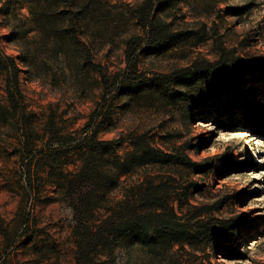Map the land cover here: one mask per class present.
I'll use <instances>...</instances> for the list:
<instances>
[{
    "label": "rangeland",
    "instance_id": "obj_1",
    "mask_svg": "<svg viewBox=\"0 0 264 264\" xmlns=\"http://www.w3.org/2000/svg\"><path fill=\"white\" fill-rule=\"evenodd\" d=\"M111 1L124 12L136 2ZM180 8L184 20L179 26L196 37L163 56H139L144 77L121 84L120 98L113 103L112 115L98 139L115 141L116 156L125 159L134 150L130 138L143 135L153 147L201 163L204 173L183 166L151 167L145 173L167 183L175 208H198L201 219H211L215 227L218 221L229 219L248 225L225 233L228 241L223 246L237 248L235 259L214 241L204 251L174 247L172 260L178 264H264V72L247 73L233 65L237 57L264 63V0H184ZM16 13L27 16V9L18 2ZM8 34L0 26V46L17 58L16 49L6 42ZM100 55L112 72L125 68L117 38ZM220 55L232 62L211 75L199 73L195 84L180 91L183 94L176 96L175 103L145 105L129 94L140 80L172 78V70L187 69L194 60L217 68ZM19 85L40 137L30 142L28 148L34 144V152L49 144L51 135L43 130L48 117L53 118L59 135L81 137L99 100L98 90L89 98L76 99L24 74L19 75ZM153 88L150 91L157 92ZM29 154L22 150L15 128L0 124V264H74V224L70 209L58 201L54 182L58 173L51 179L45 160ZM67 158L74 162L63 169L75 171L79 155L71 152ZM142 174L136 171L121 181L135 183ZM109 197L119 200L122 195L116 190ZM116 254L118 264H151L147 254L137 249ZM169 259L157 264H167Z\"/></svg>",
    "mask_w": 264,
    "mask_h": 264
},
{
    "label": "trees",
    "instance_id": "obj_2",
    "mask_svg": "<svg viewBox=\"0 0 264 264\" xmlns=\"http://www.w3.org/2000/svg\"><path fill=\"white\" fill-rule=\"evenodd\" d=\"M183 1L136 0L129 12H124L111 0H0V26L6 27V42L18 52L15 58L0 46V124L15 128L22 150L45 160L51 179L58 173L54 181L58 201L70 209L74 224V264H118L116 251L132 249L146 253L151 264L168 258L167 264H178L171 258L174 247H179L177 251H185V247L204 251L214 241L220 242L222 252L232 259L239 255L237 248L223 246L228 241L225 233L248 225L229 219L218 221L215 227L211 219H201L198 208H175L167 183L145 173L151 167L176 166L204 173V165L181 153L153 147L143 135L130 138L134 150L125 159L116 156L115 141L98 139L102 125L112 115L113 103L120 98L121 84L144 77L139 56H163L196 37L179 26L184 20ZM18 2L26 7L27 16L16 13ZM114 38L125 63L117 72L103 64L100 55ZM230 61L220 55L216 68L205 60H194L187 69L172 70V78L140 80L137 86H129V94L145 105L175 103L176 96L183 94L180 91L195 84L199 73L211 75ZM233 65L247 73L264 72V63L238 57L233 58ZM20 74L76 99L99 91L81 137L59 135L53 118L48 117L43 130L51 135L49 144L36 152L34 144L28 148L40 137L35 116L26 109ZM147 81L154 85L145 86ZM152 87L157 92H151ZM71 152L79 155L80 165L66 172L63 167L74 162L67 158ZM136 171L144 172L141 180L128 185L121 181ZM29 185L32 187L31 182ZM116 190L122 195L119 200L109 197Z\"/></svg>",
    "mask_w": 264,
    "mask_h": 264
}]
</instances>
